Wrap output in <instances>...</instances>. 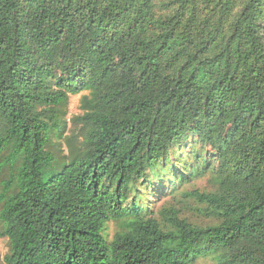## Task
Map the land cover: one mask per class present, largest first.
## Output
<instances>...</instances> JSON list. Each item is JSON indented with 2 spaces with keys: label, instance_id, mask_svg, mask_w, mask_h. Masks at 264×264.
<instances>
[{
  "label": "trees",
  "instance_id": "1",
  "mask_svg": "<svg viewBox=\"0 0 264 264\" xmlns=\"http://www.w3.org/2000/svg\"><path fill=\"white\" fill-rule=\"evenodd\" d=\"M261 20L264 0H0L5 264H264ZM191 139L170 195L207 227L141 203ZM204 177L211 191L182 192Z\"/></svg>",
  "mask_w": 264,
  "mask_h": 264
},
{
  "label": "rangeland",
  "instance_id": "2",
  "mask_svg": "<svg viewBox=\"0 0 264 264\" xmlns=\"http://www.w3.org/2000/svg\"><path fill=\"white\" fill-rule=\"evenodd\" d=\"M261 23L264 28V20H261ZM264 33V30H263ZM84 94L69 96L68 101L66 102L64 108L62 109V117L64 121L68 122L67 135L74 129L73 119L82 115L81 110V99ZM66 135V134H65ZM54 142L56 143V154L67 155V147L64 144L63 139L55 138ZM195 140L191 139L185 142L181 147H176L173 149L174 154L171 156V159L174 162V165L180 167L179 173L174 177V180H162V182L154 181L152 186L145 187V197L141 200L142 205L146 209H149L153 214H157L162 208L174 205L181 210V217L186 219L189 223L199 227H207L209 225L215 224L212 219L205 217L202 207L198 205L194 200H190L189 204H186V201L183 198H173L170 193L172 185L175 183L177 189L180 187L178 185V176L183 172V167L189 165L192 167L195 163L194 161V149L199 148L197 144L194 143ZM74 144H77L76 142ZM9 169L6 168L3 173L0 175V193L2 192V181L6 180L9 177ZM170 177V176H169ZM188 177V174L184 175ZM211 182L209 177H204L202 179H196L189 185H183L182 192L200 190V191H211ZM183 202V203H182ZM2 208V203H0V210ZM3 230V226L0 223V231ZM119 231V226L115 222H110L107 226L106 235L107 239L110 241L113 239L114 235ZM10 251V242L7 238L0 239V264H5L4 260L6 255ZM196 264H215L210 258L199 259Z\"/></svg>",
  "mask_w": 264,
  "mask_h": 264
}]
</instances>
